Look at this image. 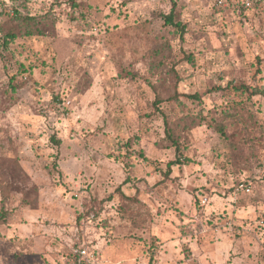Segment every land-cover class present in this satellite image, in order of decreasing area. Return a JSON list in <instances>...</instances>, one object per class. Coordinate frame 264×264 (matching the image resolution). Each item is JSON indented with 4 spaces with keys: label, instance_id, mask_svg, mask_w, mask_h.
Masks as SVG:
<instances>
[{
    "label": "rangeland",
    "instance_id": "obj_1",
    "mask_svg": "<svg viewBox=\"0 0 264 264\" xmlns=\"http://www.w3.org/2000/svg\"><path fill=\"white\" fill-rule=\"evenodd\" d=\"M217 7L0 0V264H264V96L246 90L264 88V10ZM15 11L42 35L5 45ZM171 64L201 100L157 110Z\"/></svg>",
    "mask_w": 264,
    "mask_h": 264
},
{
    "label": "trees",
    "instance_id": "obj_2",
    "mask_svg": "<svg viewBox=\"0 0 264 264\" xmlns=\"http://www.w3.org/2000/svg\"><path fill=\"white\" fill-rule=\"evenodd\" d=\"M217 2V0H215ZM218 12H223L226 15H231L232 12H238L239 14L243 15L244 18L246 13L248 11H253V14H255L254 10L246 9L242 4L241 0H236L234 3H230L229 7L227 8H222V7H217ZM161 19L164 21V24L166 26H170L172 28H175L178 30V32L181 35V38L183 39V36L186 32V25L182 24L180 21H178V16L176 13V3L172 1V8L170 13L168 14H162ZM37 19L35 17H27V16H22L19 12L15 11L14 16H10L1 25L2 31H4L6 34L2 36L1 38L4 40V44L7 45L10 41L13 39L19 37V36H25V37H34L38 35H42L41 30L38 28V23ZM164 49L158 50V61L156 65L152 64V69H155L156 71H163L168 68V64L165 61L159 60V55L164 54L166 58L167 53L171 51L170 45L168 43H164ZM157 55V54H156ZM189 62L194 64V57L192 55L186 57ZM171 69L169 71H164L166 74L165 76H160L161 80L158 81V83L155 84H150L154 93L156 94L155 101L153 103V106L157 109L160 110L159 106L162 104H166L168 102H178L181 98H185L187 100H194V101H199L201 100V97L197 94L195 95H189V94H184L179 91V84L183 81L182 77L178 74V72L175 70V65L171 64ZM162 73L161 75H163ZM168 73V74H167ZM247 92L250 93L251 96L254 95H263L264 96V88H246ZM244 89V91L246 92ZM164 121L167 123L166 118H164ZM167 126V125H166ZM227 127L226 125H220L218 127V132L222 136H227ZM167 137L169 140H172L173 146H175L176 150H180V146L174 141V138L172 136V130L169 129L167 131ZM52 141L55 142L56 144H60L59 141L55 140V138H52ZM127 161L124 162V167L127 165ZM173 164H178V161H176ZM130 182V179H126L124 184H128ZM250 185V183H249ZM120 196L124 200H131L129 199L128 196L120 192ZM3 216H0V224H2L4 221ZM72 251V252H71ZM71 256L73 255V249L71 250ZM70 252L68 253L70 256ZM73 260V259H72Z\"/></svg>",
    "mask_w": 264,
    "mask_h": 264
},
{
    "label": "built area",
    "instance_id": "obj_3",
    "mask_svg": "<svg viewBox=\"0 0 264 264\" xmlns=\"http://www.w3.org/2000/svg\"><path fill=\"white\" fill-rule=\"evenodd\" d=\"M235 0H217V5L222 8L229 7L230 2H234ZM241 4L247 8H257L258 10H264V0H241ZM236 192H242V193H250L251 188L250 185H247L245 183H240L236 187ZM83 192L78 191L74 194L75 198H80L82 196ZM207 199L203 200V204H206ZM95 216H91V220L94 219ZM94 257L88 252L86 248H79L78 250H73V260L72 264H87L89 262H93Z\"/></svg>",
    "mask_w": 264,
    "mask_h": 264
}]
</instances>
